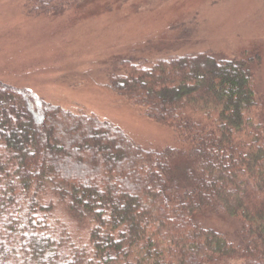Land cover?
<instances>
[{
	"label": "trees",
	"instance_id": "obj_1",
	"mask_svg": "<svg viewBox=\"0 0 264 264\" xmlns=\"http://www.w3.org/2000/svg\"><path fill=\"white\" fill-rule=\"evenodd\" d=\"M258 62L208 52L121 60L114 89L181 143L161 150L0 78V264H264ZM206 212L235 219L238 237L206 225Z\"/></svg>",
	"mask_w": 264,
	"mask_h": 264
},
{
	"label": "rangeland",
	"instance_id": "obj_2",
	"mask_svg": "<svg viewBox=\"0 0 264 264\" xmlns=\"http://www.w3.org/2000/svg\"><path fill=\"white\" fill-rule=\"evenodd\" d=\"M40 1L0 0V78L69 110L109 120L141 147L181 143L170 126L114 89L111 76L123 59L258 55L255 89L264 102V0H58L46 8ZM187 165L184 154L175 157L180 181H186ZM55 206L76 230L66 207ZM202 218L231 239L238 237L235 219L208 212Z\"/></svg>",
	"mask_w": 264,
	"mask_h": 264
}]
</instances>
